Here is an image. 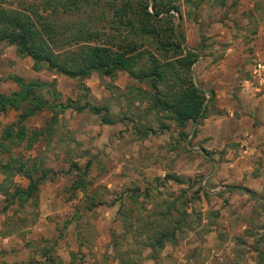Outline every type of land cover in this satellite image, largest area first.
I'll list each match as a JSON object with an SVG mask.
<instances>
[{
    "label": "rangeland",
    "instance_id": "rangeland-1",
    "mask_svg": "<svg viewBox=\"0 0 264 264\" xmlns=\"http://www.w3.org/2000/svg\"><path fill=\"white\" fill-rule=\"evenodd\" d=\"M46 1L0 3L49 22L61 59L111 36L117 44L113 7L151 3L82 0L65 11L58 6L69 0ZM169 1L175 12L155 25L164 37H128L145 51L131 67L136 75L156 59L162 77L154 87L126 72L33 71L28 57L0 43V95L16 91L18 77L39 82L33 91L47 104L23 121L25 102L0 113V264H264V0ZM84 31L91 41L75 37ZM185 72L203 92L204 118L194 128L177 127L155 105ZM34 130L43 132L28 145ZM175 220L173 242L151 251Z\"/></svg>",
    "mask_w": 264,
    "mask_h": 264
},
{
    "label": "trees",
    "instance_id": "trees-1",
    "mask_svg": "<svg viewBox=\"0 0 264 264\" xmlns=\"http://www.w3.org/2000/svg\"><path fill=\"white\" fill-rule=\"evenodd\" d=\"M81 1L69 0L68 3H63L58 7L66 11L69 5H74L78 9V4ZM49 3L50 1L47 0L45 5ZM170 4L169 0H151L150 4L138 5L137 8H133L127 3L119 8L113 7L112 16L116 23L115 28L119 33L116 34L118 43H113L114 36H111L106 38L105 44L102 46L85 45L79 50L69 52L64 59H61L58 54H53L51 51V46L54 45L56 40L53 36L51 37L53 30L49 22L44 21L29 7L21 11L9 10L5 9L0 3V43L5 42L13 45L18 55L28 57L32 62L31 68L33 71L45 68L69 78H84L95 72L107 76H111L115 72H126L127 75L136 77L138 80L151 79V85L153 86V82L160 80L162 77L156 59L150 57V66L147 73L140 72L136 75L131 67L136 59L144 55L145 51H137L133 39L128 37L132 36L141 43L149 40L154 42L159 36L164 37L165 31H161L155 25L168 14L171 16L174 9ZM147 9H150L151 12H148ZM29 12L33 17H30ZM167 31L169 35L173 36L171 28ZM75 37L79 38L80 42H88L92 40L93 33L89 31L77 32ZM167 47L160 45L161 50L167 49ZM191 57L190 53L185 54L184 60H186L185 63L188 66L193 63ZM167 64L168 62L164 63V65ZM185 73L186 78L181 79L176 91L172 92L170 96L166 95L162 99H156L155 105L161 111L169 113L177 127L183 128L187 123H190L194 128L204 118L203 92L193 85L188 78V73ZM11 80L17 85L18 89L9 95H0V113L5 112L7 109L18 110L19 105L25 102L28 109L18 115L19 121H23L26 117L38 111L37 109L41 106L45 107L47 105L33 91V87L39 85V82L33 85L18 77H12ZM90 109L95 114L98 113L96 108L91 107ZM80 110L81 108L77 109V111ZM102 122L109 124L110 121L105 119ZM17 130L18 139L21 140L25 135V128L19 126ZM50 131L51 127L48 125L45 132L49 133ZM42 132V130L31 131L28 137V145L33 144ZM5 135L10 136L8 132ZM86 169L85 166L82 175H85ZM43 177L33 180L28 177L30 179L26 188L21 191V196L24 198L31 197L36 192L37 186L42 182ZM80 180L76 184L77 187L82 186V179ZM231 190H239L248 194V191L243 188L235 187ZM178 227L179 222L175 220L170 230H166L153 238L150 244L151 251L158 250L167 242L172 243L173 231Z\"/></svg>",
    "mask_w": 264,
    "mask_h": 264
}]
</instances>
